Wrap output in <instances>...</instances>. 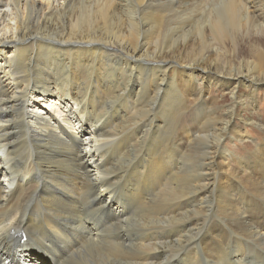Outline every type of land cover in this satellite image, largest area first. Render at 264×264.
<instances>
[{
  "label": "bare ground",
  "instance_id": "obj_1",
  "mask_svg": "<svg viewBox=\"0 0 264 264\" xmlns=\"http://www.w3.org/2000/svg\"><path fill=\"white\" fill-rule=\"evenodd\" d=\"M202 1L193 2L183 23L176 14L168 16L164 5L150 33L139 38L135 21L131 31L119 26L117 0H0V264H158L161 247L166 259L188 264L181 260L187 250H180L194 238L192 231L183 239L167 237L160 246L146 229L130 245L127 238L134 234L124 229L138 207L132 201L147 202L152 194L182 207L181 221H195L197 228L211 220L214 208L221 226L242 238L231 235L230 244H218L223 258L214 244L221 234L214 221L207 222L208 240L188 261L229 264L236 251L242 263L264 264V168L249 176L253 167L237 174L221 163L223 153L237 158L221 140H254L247 129L238 125L236 134L229 124L234 109L250 116L264 90V49L259 46L248 59L237 57L240 40L264 39V0ZM151 63L162 68L145 66ZM171 101L175 119L190 118L195 135L191 129L176 133L173 120L167 124L159 117V105ZM224 101L231 103L228 110ZM249 116L237 114L236 120L264 133V117L253 123ZM177 135L186 137L178 148L184 157L170 175L167 164L155 159L165 151L159 145L176 147ZM198 145L205 158L191 170L184 161L198 153ZM146 146L155 158L137 164ZM131 150L138 158L128 164ZM241 159L264 164V143ZM61 171L51 186L52 175ZM232 173L251 189L233 184ZM168 174L172 184L165 181ZM202 194L201 203H194ZM80 195L98 215L96 224L83 221L76 207ZM247 205L259 227L249 220L256 214L250 210L248 216ZM187 206L193 209L187 212ZM63 220L72 223L71 230H64ZM141 221L152 229L162 219L155 213Z\"/></svg>",
  "mask_w": 264,
  "mask_h": 264
},
{
  "label": "rangeland",
  "instance_id": "obj_2",
  "mask_svg": "<svg viewBox=\"0 0 264 264\" xmlns=\"http://www.w3.org/2000/svg\"><path fill=\"white\" fill-rule=\"evenodd\" d=\"M194 1H198V0H117V3L119 4L117 10L120 12V16L117 15L118 18H120V22L118 24H119V26H125L128 30L131 31V28H132L131 27V23L133 21H135V23L139 26L138 36H139V38H141L140 35H142L143 33H150L151 21L153 20V18L159 16V12H160L161 8L164 5L166 6V10H167V15L168 16L172 17L173 14H176L179 17L178 19L175 18V17H173L172 20L177 19V21L179 23H183L185 21V19H186V14H187L188 10H191L192 7H194V4H193ZM199 1L200 2H203L202 0H199ZM89 6H90V10H92V8H93L92 2H90ZM90 10H88V13H90ZM185 29H187V27H185ZM132 34L133 35H136V33L133 30H132ZM261 36L262 35H260L258 37H261ZM260 41H261L260 42L261 44H257L254 39H253V42L252 43H249L247 41H245L244 43H242V41L240 40L239 50L241 51V53H239V55L237 57L238 58L248 59L249 56H252V55L255 54L254 53V50L256 48H258L259 46L264 49V42H263L264 39H263V41H262V39ZM99 46L100 45H98V47ZM188 57L190 59L192 58L191 56H188ZM130 62H131V60H130ZM137 63L138 62L135 61L132 64H135L136 65ZM155 64L151 63L150 65H145V66L147 68H151V67H153V68H158V67L162 68V66L159 65V63H155ZM195 84L198 86L200 83L198 81H195ZM200 87L203 88L202 86H200ZM181 89H183V88H181ZM194 100H195V98L192 99L193 102H194ZM222 103H224V104H222ZM221 104L224 105V106H226V108H227L226 110H228V106L231 105V103H228L227 101L221 102ZM139 105L145 106L143 103H140ZM174 108H175V104L172 101L169 104L164 105V106L163 105H159V117H165L167 124L170 123L171 120H173L174 121V124L178 126L176 128V133L183 132V131H186V130H190L191 129V134L195 135L194 133L197 131L196 128H194V126L192 124H189L188 123V120H190V118L187 119V117H183L182 119H184V118L186 119V120L184 119L183 121H186V122L179 123L175 119ZM152 109L154 110V108H152ZM238 109L239 108L234 109V111H233L234 114H232V115H235V116H232L231 117V120H233V121L230 120L231 124H229V127L231 126V129L236 134H239L240 133V130H239L238 125L240 126V128L247 129L246 131L248 132V134L250 135V137L253 138L254 140H250V139H247V138H241L240 137V139L234 141L233 138L228 139L229 136L224 139L225 140V143H223V141L221 140V144H225V146L227 148H229L230 151L233 152V154L237 158H235V157H231L230 158V155L228 153L227 154L223 153L221 156H223V155L225 156V161L224 162H221L220 161V162L222 164H224V165H227L228 167L230 166L233 170L235 169L237 174L240 173L241 168L244 167V166L253 167L255 169L254 174H250L249 176H253V175L256 176V172L261 167L264 168V164H247L241 158H244L249 151H252L254 149V146L257 143H261V142L264 143V141H262V139L264 140V133H260V131L257 130L255 127L253 128L252 125H246V126H244L245 123L243 121H245V120H243V121L242 120L241 121H237L236 120V115L237 114H240V117L241 118H247L249 116L248 113H246V111L245 112L244 111H240V109L238 111ZM151 113H153L154 115L156 114V112H151ZM261 115L264 117V90H262L261 93L259 94V104H258V106L256 108H253V110L251 111V114L249 116V117H251V120L250 121H252L253 123H256L257 122L256 120H259L258 117H260ZM162 122H164V121H162ZM241 122H243V123H241ZM250 124H252V123H250ZM182 126H186V129L183 128ZM236 130H239V131H236ZM159 135H160V137L157 138L158 139V142L161 141V143H162V134H159ZM177 139L178 140L176 141V147H175L174 144H171V145H168L166 147H163L162 146V148H163L162 149L161 146L159 145V150H161V152L163 150H165V151H163L161 153L162 155H160L159 157H156L157 160L155 159V162L156 163L157 162L159 163V161H160L161 164H163V165H166L167 164V166H165V170L166 169L170 170L169 171V174L170 175L173 174V173L175 174L178 171L177 168L180 167V165H181V159L184 157L183 156L184 155V152L182 151V149L179 150L178 148H181L180 145L182 144V142H180V141H184L185 142L186 137H183V136L181 137V136H178L177 135ZM149 142L150 141L148 140L147 143L149 144ZM249 145H251V147H249ZM146 147H145L146 149L144 148V156H143V158L142 159H138V161H137V158L138 157L135 156V154L131 150L130 153L128 154L131 157V160H130V162L128 164L136 163V161H137V164L140 163V162L141 163L144 162V164H147V163L150 164L151 160H153V158H155L154 157L155 155L152 157V155H150L149 152H147V150H152V148H148V146H146ZM197 148H198V153L194 157H192V158L187 159V160L184 161V164H190L188 167L191 170L197 169V165L200 164L201 161H202V159L205 158V156H202V146L198 145ZM176 149H178L177 150L178 152L176 151ZM169 152H171V153H169ZM164 157H165V159H163ZM64 159L65 160H68V157H64ZM166 161H167V163H166ZM168 161H169V163H168ZM126 163L127 162H124L123 161L122 163H119V164H126ZM166 167H168V168H166ZM230 167H229V169L231 171V168ZM63 172L64 171H61L60 174H58V175H52L53 180L51 182V186L56 187L55 184L58 182V179L61 176H63V174H64ZM128 173H129V171H128ZM169 174L167 176L168 178L166 177V180H165L167 182L169 181V178H170V175ZM234 174L235 173H232V177H231V179H233V180L230 179V181H233V184H239V186L242 187V188H246V187H249L250 188L249 185H247L243 181H240L241 180L240 177H237ZM122 178H121V182L124 181V178L123 179ZM164 182H163V184H164ZM172 183H173V181H169L168 182V184H172ZM214 184H216V182H214ZM65 191L66 190L62 191V193L64 194ZM198 193H202V192H198ZM254 196H255V192H254ZM82 197H83V195H80V198L78 200V203L76 204V207H78V209H80L79 212H81V216L83 217V215H84L85 218L83 219V221H85V219L87 218L86 221H85L87 224H88V222H89V224H96V222L99 221L98 215L95 214V216H96L95 217L94 216V213H96L95 210L94 209H91L88 206H86V207L84 206V203L81 200ZM202 197H203V194L201 196V199L200 200H197L194 203H197V204L201 203ZM124 200H125V198H124ZM146 203H148V204H146ZM81 204H83V205H81ZM133 204L138 205V207L130 215H128V217L129 218H133L134 221L133 220L132 221L129 220L128 221V228L124 229V231L126 230V232L128 230H130L129 232H132L134 234L133 237L127 238L129 241L131 240L130 245L137 244V242H136L137 239L139 240V237H143L144 236L146 229H150V231L146 235H148L149 238L152 239L154 243H156L157 245L159 244L160 246L163 245V243L169 242L168 239H167V237L172 238V236H173L175 239H179V238L183 239L187 235V233L189 231H192L195 234L194 238L192 240L188 241L187 243H185L183 245V248L180 250V251H184V252H185V250H187L186 254H183L181 256V260L184 259L188 264H190L191 262H192L191 264H201L200 262H195L194 263L193 261H188V259L192 258V255H194L195 252L198 253V250H200L202 244L205 243L206 240H208V239H206V236H204V234L206 233V227H204V226L206 225L207 222H213L214 221V224H215L214 227H215V229L217 228L216 229L217 232L222 235V237H221V235L218 236V239H219L218 243H217V241L214 243V244H216V246L218 244L222 245L225 242H227V243L230 244L231 242H229L227 240H229V238H231V237H232L231 239H234V237L235 238L237 237V235H234L233 233L228 232V231H230L229 229H231V227L227 226L225 228V226H221L222 224H221L220 221L222 220V217H220L219 215H217L216 211H214V208L213 209L211 208V210H209L210 213H208L209 214V217H212L213 219L211 218V220H207L205 223L201 224L202 226L200 225L199 226L200 229H199V228H197L195 226V221H190L189 219L186 220V221H181V219L183 217H185L184 215H186L183 212V208L182 207H181V210L179 211V210L175 209L173 206H171L170 204H164L163 202L159 201V196H157V195L152 194L147 199V202L144 201V202H141V204H140V202L138 200L135 199V200L132 201V205ZM150 204L152 205L151 208L156 209L155 210V213L158 214L159 215V218L162 219V221L159 223V227H153L152 229L150 227H143L144 224L147 225V223H149V222L144 223V222L141 221V218L143 216H153V215H155V213L153 214V212H154L153 209H150V206H151ZM141 206H142V208H140ZM155 206H156V208H155ZM204 208H206V207L204 206ZM142 209L145 210V211L143 212ZM192 209H193L192 206H187L186 207V211L187 212L188 211H191ZM246 210H247L248 216H249V214H251V211L253 209H252V207H250L249 205H247ZM93 211H94V213L92 214ZM252 212H255V211L253 210ZM255 214H256V212H255ZM90 215H92V217ZM167 216L170 219H173V220L170 221V222H166L165 220H166V217ZM255 216H256V218L254 217V215H251L249 217V220L251 222L256 223V224H253V225H257L259 227V225H258L259 223L257 221V214ZM88 217H89V220H88ZM174 221H176V222H174ZM66 223L67 222H64V220L61 222L62 226H64V227L65 226H68V228L67 227H65V228L63 227L64 230H71L72 227H73L72 223L71 224L67 223L68 225ZM172 223H174V224H172ZM227 228H229V229H227ZM203 229H204V231H203ZM154 230H156V231H154ZM158 230L161 232V233H159V235H158ZM162 230L164 232H162ZM180 231H182V232H180ZM176 232H178V233H176ZM127 233H122L119 236V238H121L120 239L121 241H123L124 238L127 237L126 236ZM198 235H199V237H198ZM231 235H233V236H231ZM174 238L171 239V241H174L175 240ZM238 239H239V241H241V239H242L241 236ZM195 240H197V241H195ZM198 240H199V242H198ZM229 244H228V246H229ZM189 245H190V247H189L190 249L188 248ZM220 245H218L217 248H218V251H222L223 252V258H224L225 252H224L223 247H220ZM192 247H194V248L192 249ZM197 247H198V249H197ZM193 250H195V252ZM199 252H201V251H199ZM235 253H237V252L236 251L235 252H232V253L230 252V256L233 255L232 256L233 257V261H231L229 264H234L236 262H237L236 264H239V263L240 264H246V262L245 263H242V259L241 258L239 259V257ZM166 256L167 255H166L165 248L164 247L159 248V258L160 259H159V263L158 264H180V260L177 257H175L176 259L173 258L171 260H168V259H166ZM237 260H239V261H237Z\"/></svg>",
  "mask_w": 264,
  "mask_h": 264
}]
</instances>
